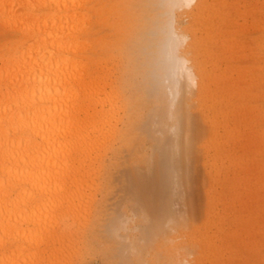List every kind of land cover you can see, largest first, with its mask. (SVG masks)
Listing matches in <instances>:
<instances>
[{"label": "bare ground", "instance_id": "6f19581e", "mask_svg": "<svg viewBox=\"0 0 264 264\" xmlns=\"http://www.w3.org/2000/svg\"><path fill=\"white\" fill-rule=\"evenodd\" d=\"M222 1L0 0V264H264V204L211 211L251 136L235 127L246 95L222 59ZM247 5L262 63L264 7ZM196 157L201 226L196 202L168 198Z\"/></svg>", "mask_w": 264, "mask_h": 264}, {"label": "rangeland", "instance_id": "374dc122", "mask_svg": "<svg viewBox=\"0 0 264 264\" xmlns=\"http://www.w3.org/2000/svg\"><path fill=\"white\" fill-rule=\"evenodd\" d=\"M245 1L246 0H223L222 4L219 6L221 10L226 8L235 14V21H233L235 24H233L234 26L230 25L231 30L229 37L224 40L227 43L223 45V43L217 41L215 46L223 45L224 52L222 59H224L225 62H230V64L226 63L228 64L227 77L230 78L232 84L237 85L239 88L241 87L244 95H246L244 103L235 107L239 110V119L238 122L235 123V127L241 125L239 129L250 131L251 136L248 139L250 142H247V140L243 142L241 140L239 145L236 146V152H238L236 155V162L240 163L239 165H242L243 169H245L243 173L232 165L228 168L229 163H226L224 166L228 169L223 170L222 175H224L228 182L225 184L220 183L211 194L209 193L211 197L210 204L212 203L211 211L215 214L224 213L222 204L228 203L233 196H236L238 199L234 204L235 209L238 208L242 200L253 203L256 208L264 204V162L262 163L264 158L263 156L258 158L257 155L262 145L264 110L261 108V103L258 99L252 96L253 93L261 91V83L258 76L264 74V62H259V57L261 55L260 50L263 44L259 46L260 42H255V37L259 33L256 35L253 30L254 28L249 29V23H246L238 16V14L244 11L242 6ZM257 1L258 2L254 3V0H249V4L251 3V5H247V9H251L254 15L259 14L260 10L264 7V0ZM247 21L250 20L248 19ZM261 34H263V32ZM222 63L219 65H222ZM251 129L254 132L251 131ZM158 136L161 135L159 134ZM176 157L178 159L179 154ZM185 165L188 167L191 165L194 166L195 173L187 180L185 185L182 187L175 186L173 190H170L168 194V198L170 199L169 202L172 200V208L177 212L188 210L193 201L196 202L200 206L202 214L201 218L195 222V225L201 226L204 220L203 213L206 208L207 200L205 191L207 190L208 181L203 172L200 158L196 157L194 164L185 161ZM220 165L221 164H219V166ZM138 167V172H145L143 164ZM124 189L125 188L122 187L123 194L119 193V202L122 205L126 198L130 197V193H127ZM179 192L186 195L185 200L181 202L176 199L177 193ZM130 216L131 215L127 214L123 219L126 217L128 220ZM92 264H101L99 255H96L92 259ZM234 264H247V262L242 261Z\"/></svg>", "mask_w": 264, "mask_h": 264}]
</instances>
